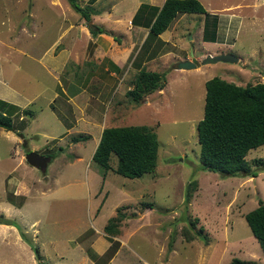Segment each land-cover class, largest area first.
<instances>
[{
    "label": "rangeland",
    "instance_id": "374dc122",
    "mask_svg": "<svg viewBox=\"0 0 264 264\" xmlns=\"http://www.w3.org/2000/svg\"><path fill=\"white\" fill-rule=\"evenodd\" d=\"M68 1L0 0V90H20L31 99L26 106L34 110L33 115L24 114L29 117L22 119H29L21 129L26 148L56 157L43 170L31 166L24 158L27 152L16 131L0 127V204H5L6 199L24 201L22 209L27 223L38 218L35 226L27 228V234L31 237L37 229L34 245L44 255L42 264L63 260L93 264L89 244L97 235L94 228L102 229L109 218L121 216L120 213L124 215L119 217L114 235L124 242L115 258L98 256V264H229L233 257L246 259L250 264H264V252L244 216L257 205L258 198L264 201V170L255 176L221 177L217 172L202 169L196 127L204 112L206 79L219 75L241 85L264 82V0H200L206 13H178L173 19L178 36L161 52L154 48V58L146 54L150 41L146 40L144 29L141 34L126 35V29L120 30L113 22L115 17L106 16L105 11L100 22L103 27L117 29L114 30L117 48L125 53V48L133 46L128 61L114 75L108 73L112 68L110 60L97 62L87 54L75 61L71 49L64 47L67 36L60 39L59 33L62 28L66 32L68 23L71 27L65 35H71L76 40L73 42L79 44L86 41L78 28L94 26L93 21H84ZM76 1L85 5L88 0ZM137 2L97 0L92 5L104 10L116 3L114 12L124 16L137 7ZM34 7L37 9L33 10ZM30 9L35 16L30 15ZM214 11L222 16L215 18ZM118 23L125 28L129 21L125 17ZM204 23L206 40L202 37ZM34 26L36 30H31ZM222 50L236 55L238 60L202 62L203 53ZM70 55L60 76L66 91L56 76L57 63L49 59L54 56L62 62ZM186 55L198 68L191 67L187 72L172 70ZM107 65L111 67L108 70ZM143 67L163 73L166 83L161 90L144 94L136 102L126 91L134 74ZM52 91L57 94L52 95ZM76 91H79L76 102L73 99L64 106L66 96ZM50 97L55 99L51 105L47 103ZM19 117L20 114L14 119L17 127H21ZM69 122L78 123V127L66 135ZM139 124L153 127L157 134L154 171L130 178L111 169L106 171L92 159L104 127ZM77 134L85 138L71 141ZM17 145L22 159L16 153L11 154ZM246 158L252 166H262L259 160L264 161V145L250 149ZM116 161L112 154L111 165ZM54 171L63 183L54 196L37 194L22 199L12 194L14 186H18V177L25 181L34 178L40 186L52 180ZM193 180L197 185L187 198V187ZM120 185L123 195L117 188ZM144 201L150 205H143ZM191 221L195 225L191 231L201 228V235L195 234L188 241L183 226H190ZM15 226L19 231L22 229L17 221ZM31 243L28 242L32 247ZM118 244L117 240L114 247ZM2 248L0 244V251ZM3 261L16 264L13 258L6 260L0 254V264Z\"/></svg>",
    "mask_w": 264,
    "mask_h": 264
},
{
    "label": "trees",
    "instance_id": "16d2710c",
    "mask_svg": "<svg viewBox=\"0 0 264 264\" xmlns=\"http://www.w3.org/2000/svg\"><path fill=\"white\" fill-rule=\"evenodd\" d=\"M71 6L79 11L87 21L90 20L89 5L78 4L76 0H69ZM181 12L206 13V9L200 0H164L161 7L151 6L141 3L132 17L135 24H143L149 27L147 40L155 38L160 32L168 27L175 16ZM215 17V16H214ZM215 26L213 24L211 27ZM94 27V26H93ZM91 27L94 34L95 29ZM102 32V28H98ZM204 26L203 39L206 40L207 33ZM115 39V37H114ZM116 40V39H115ZM114 69L119 72L118 67ZM166 77L157 70L139 68L130 80V88L126 91L128 97L136 102L144 94L151 93L165 86ZM22 113V115H21ZM23 119L26 115H33V111L27 107L21 109L14 103L0 98V127L6 130H14L22 138V146L26 152V141L22 133L28 120H22L21 127L14 124L16 115ZM22 116V117H21ZM29 117V116H26ZM197 138L200 144L199 161L202 169L217 172L221 177L235 175L255 176L259 171L264 170V161L260 159L262 166H252L246 158L250 149L264 145V82L236 84L214 75L205 81L204 112L197 124ZM83 134L73 135L71 141L76 142L84 139ZM50 160L55 154L46 153ZM117 158L116 164L111 165V155ZM158 139L153 127L145 124L108 126L101 131L98 143L93 151L92 159L99 163L107 171L114 172L135 178L145 172H152L157 166ZM259 162V163H260ZM196 180L189 182L187 187V198L192 194V189L196 187ZM149 206L150 202H143ZM111 217L104 225V231L113 234L118 231L116 223L119 217ZM245 219L264 252V201L258 198L257 205L245 212ZM0 222L16 225V222L0 214ZM194 222L190 226H183V234L186 240H191L196 235H201V228L191 231ZM21 231L22 237L31 243ZM111 244L105 251L110 256L115 251L116 240L112 237ZM114 240V241H113ZM32 248L36 257L39 258V250L33 243ZM104 254V255H105ZM246 259L233 257L229 264H250ZM40 264V262H38ZM98 264V263H97Z\"/></svg>",
    "mask_w": 264,
    "mask_h": 264
},
{
    "label": "crops",
    "instance_id": "0c3cea01",
    "mask_svg": "<svg viewBox=\"0 0 264 264\" xmlns=\"http://www.w3.org/2000/svg\"><path fill=\"white\" fill-rule=\"evenodd\" d=\"M95 1H97V0H92V1L88 0L87 2H84L85 5H89V6L93 7V9L90 10V20H89V22L93 21V24H94L93 28L95 29L94 32H96L95 34L93 32H91V27H89V24L86 25L88 27H85V26L81 25V28H78V29H80L81 32H78V33L83 35L84 40L86 42H83L81 44L74 43L73 41H76L75 38H73L69 34L65 35L66 32H69L70 27H71V24L68 23V26L66 28V32L64 31L65 29L62 28L61 32L59 33V36H60V39L65 37V36H67L66 37L67 41L65 42L64 47L67 46V48L71 49V52L74 53L75 61L77 59H79V58L84 57V56L86 57L87 54H90L91 57L97 62H101L102 59H105L107 61L110 60V62H108V63H109V65L112 68L109 66L111 69L108 71V73H109V75H114L117 72L114 69V66L118 67L119 69L123 68V65L129 59L128 57L130 56V54H131V52L133 50V46L129 45V47H127V48H125L126 47L125 46L124 47L125 48L124 50H126L125 53H124V51H121L119 48H117L118 42H116V40L114 39V35H115L114 30H117V29H114L113 27H108L105 24H104L105 26L103 27L102 26V22H100V21L103 20V16L106 14V16H109L110 18L111 17H115L113 19L114 20L113 22H115L117 24V27L120 30H125L126 29V35H130L129 34L130 32H132L134 34H137V33L141 34V31H143L142 29H144V31L146 32V34H144V36L147 37V33H148V30H149V27H147V26H145L143 24H135V23H133L132 22V17L134 16L135 12L137 11V9H138V7L140 6L141 3H146V4H149L151 6L161 7V5L163 4L164 0H144V1L143 0H139V2H137L138 3L137 7L135 9H133V6H132L131 9H133V10H130L132 12H129L128 14H125L124 16H119L118 14H116L114 12L115 9H116V5H117L116 3H111L110 7H107L104 10H99L100 8L98 7V5L96 6L97 9H96V7H94L92 5V3L95 2ZM54 3L55 2L50 1L51 5H54ZM32 4H33V1L31 3V5ZM69 5L71 6L70 2H69ZM81 5H82V3H81ZM32 9L35 10L37 8L34 7ZM32 9H30L29 13H30V15L33 13V15L35 16L36 13H34L32 11ZM105 11H106V13H105ZM78 13L81 15V17H82V19L84 21L88 22L85 19V17L79 11H78ZM212 15H214L215 18H217V17L219 18V16L220 17L222 16L220 12L217 13L215 11L212 12ZM125 17H126V20L129 21V24H125V28H124L123 27L124 24L121 25L118 22L119 21H123L125 19ZM121 18H123V20ZM175 18H176V16H175ZM219 21H218V23H219ZM171 23H172V26L169 27V25ZM171 23L168 25V27L166 29H164L162 32H160L155 38L148 39V42L150 41V44L147 46L146 54L150 53L153 56V58H154V56H156V53L153 51L154 48L159 49L158 52H161L162 49L165 46H167L169 42L172 41L171 40L172 38H174L176 35L178 36V31L175 29V25L173 23V20H172ZM204 26H205V23H204ZM98 28H102L103 31L102 32H98L97 31ZM33 29H35V26L31 30H33ZM219 30H222L221 27H219ZM202 37H203V34H202ZM146 40H147V38H146ZM223 40H225V39H222L221 42H224ZM206 42H209V41H206ZM213 42H215V41H213ZM172 44L174 45V43H172ZM56 45H55V47H56ZM82 47H83V49L80 51V49ZM87 47H89L88 51H86ZM220 52H224V53L226 52L227 53V51H225V50L212 51V52L208 51L206 53L207 54H217V53H220ZM166 53H168V52H166ZM166 53H164V54H166ZM55 54H56V52L54 51V55ZM205 54L203 53V55H202L203 58L205 57ZM170 56L171 55H169V57ZM172 56H175V55H172ZM70 57H71V55L68 56L62 62H58L54 58V56H50V59H49V60H51L53 62V64L57 63L56 66L58 67L57 68L58 74L56 72L55 73H56V76L60 80V83H61V86L63 87V90H66V91H67V88L65 86H63V82L61 81L60 76H61V71H62L63 67H65V65H66V61L69 60ZM184 59L191 60V58L188 55L183 57L181 60H184ZM109 67L107 65L105 67L106 70H108ZM197 68H198L197 66L193 67V69H197ZM188 69H190V68H188ZM188 69L181 68V67H179L178 64L174 65L172 67V70L181 71V72L182 71L187 72ZM59 71H60V73H59ZM101 90H103V89H101ZM157 90H161V89H157ZM78 93H79V91H76V92H73L72 96H66V98L63 101H65L67 104H65L64 106H66V105L68 106L70 104V101H72L73 99H74V102H76L75 101V97H76V95ZM53 94H57V93L52 91V95ZM0 97L2 99L5 98V100L7 99L9 102L16 104L21 109H23L24 107H28L26 105L31 100V99H27L25 96H23L20 90H0ZM95 99L98 100V97L95 96ZM51 100H55V99H52V97H50L48 99V102H47L49 105L52 104ZM75 105L78 107V104H75ZM32 111L34 112V110H32ZM34 117H35V115L33 116V118ZM72 124H73L72 122H69V126L70 127L67 129L66 135L68 133L75 132V129H76L75 127H78V123L73 124V125ZM18 141H20V140H18ZM18 141L16 143H18ZM21 142H22V138H21V141L19 143H21ZM14 153L19 155V159L23 158L22 154H20L19 145H17L16 151L13 150V153H11V154H14ZM55 160H56V157L53 158L51 161H55ZM111 171H113V170L111 169ZM44 176H45L46 180L49 179V175L46 174ZM115 182L118 183L119 181L115 180ZM17 184H18V186H14L12 194L15 195V196L17 195L16 197L21 196L22 199L23 198H27V197H29V198L35 197L37 194L44 195V196H46L47 194H50L51 196H54L56 194L57 190L60 189V188L62 189V186H63L62 185L63 183L60 180H58V177L55 176V171L52 172V180L47 182L44 185L37 186L34 178H32V180H30V181L29 180L25 181L24 178H22V177H18ZM4 185L6 186V184H4ZM117 188L119 190V194L123 195L124 191L122 190L121 185L118 186ZM6 191H9V190H7V188H6ZM14 191H15V193H14ZM107 194H108V191L105 194V196L103 198V201H104L105 197L107 196ZM6 200L7 201H5L6 202L5 204H0V214H2L3 216H5L7 218H10V219L14 220L15 222L16 221L19 222L21 224L20 227L22 228L21 230L24 233V235L28 239H31V242L33 244H35L34 241H36L37 238H38L37 234L35 233L37 231V229H35L33 231L32 235L30 237L27 234L28 233L27 232V228L35 226L34 224L37 223L38 218H34L28 224L27 223L28 221L25 220L26 214H25V212L22 209V205H23L24 201H21V202L14 201L13 202V201H11L9 199H6ZM100 206H101V203L98 206V209H96L94 217H96ZM52 207H51V209H52ZM114 214H112V216ZM57 218H59V217H57ZM124 221H125V219H123L122 222H124ZM105 224L106 223H104L102 225V229L101 228L100 229L99 228H94V233H96L97 235H94L93 238L90 240V244H89L90 246L89 247L92 249V255L90 257H89V255H87V256L90 258V261L93 264H97L98 263L97 262V257L98 256H103L105 254V251L108 249V247L111 244V239L109 237H112V236H111V234H108L107 232L104 231V225ZM112 238L115 239L116 241L118 240L119 244L117 245V247H116L115 251L113 252V254L110 256L109 260H112L113 258H115V256L117 255L118 249L121 247V244L124 242L123 239L120 236L113 235ZM70 239L71 238H68L67 240H70ZM0 242H1L0 243L1 246L3 245V248L0 251V254L1 255L3 254L4 259H6V260L13 258L15 260L16 264H38V262H40V264L45 263L44 255L41 253L39 248H38V250H39L40 257L37 258L36 254H35V251H33V248L22 237L21 231H19L14 224L0 222ZM77 244L78 243H76V245ZM85 252L87 254L86 250H85ZM46 256H47V254L45 255V257ZM83 257H84V255H83ZM62 262H64V264H74V263H70V262H65L64 260L60 261L58 263H54V264H61ZM84 262H86V256L84 257ZM2 264H5V262L3 261ZM76 264H82V263H76Z\"/></svg>",
    "mask_w": 264,
    "mask_h": 264
},
{
    "label": "water",
    "instance_id": "95a60500",
    "mask_svg": "<svg viewBox=\"0 0 264 264\" xmlns=\"http://www.w3.org/2000/svg\"><path fill=\"white\" fill-rule=\"evenodd\" d=\"M238 57L232 53H217V54H208L203 58V63L208 62H216V61H225V62H236ZM179 67L181 68H191L195 67L196 64L189 59H184L179 62ZM25 160L31 165L41 170L47 167L48 162L50 161V157L44 154H40L36 150H30L25 155Z\"/></svg>",
    "mask_w": 264,
    "mask_h": 264
}]
</instances>
